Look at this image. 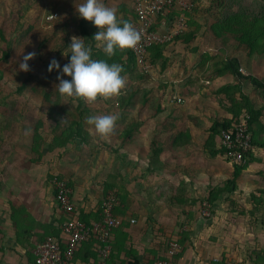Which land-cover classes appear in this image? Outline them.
Here are the masks:
<instances>
[{
  "label": "crops",
  "instance_id": "0c3cea01",
  "mask_svg": "<svg viewBox=\"0 0 264 264\" xmlns=\"http://www.w3.org/2000/svg\"><path fill=\"white\" fill-rule=\"evenodd\" d=\"M39 2L49 7L48 1ZM82 2L53 4L61 17L79 18L76 8ZM103 3L116 8L122 20L133 22L132 0ZM35 13L21 12L19 18L41 22L51 14ZM32 23L23 22L14 34L34 31ZM202 23L188 27L193 35L187 42L177 41L164 49V67L157 63L151 73L158 90L153 91L150 106L141 98L137 105L114 112L92 106L0 107V264H33L35 246L61 234L64 215L54 197V177L69 184L74 208L79 217L85 216L86 224L101 219L100 204L110 190L120 195L114 209L120 226L114 230L109 258L101 260L96 242L90 240L71 264H153L160 259L169 264H264V131L256 137L248 167L234 178L226 157L211 153L218 149L219 138L212 139L210 128L231 118L225 109L227 97L217 92L238 83L232 75L209 73V65L205 71L200 68L201 55L212 53L203 43L209 35L219 45L218 53L223 50L239 60L243 76L263 83L264 54L248 56L234 42L221 43ZM16 40H7L11 49L5 51L11 58ZM239 86L256 108L264 105L250 82ZM28 93L22 95L31 98ZM121 94L128 96L125 90ZM0 95L11 98L12 94ZM233 97L240 100V91ZM104 114L119 119L114 131L102 138L87 120ZM260 124L264 130V114ZM67 128L77 131L63 145ZM214 194L216 199L209 203ZM203 201L210 204L209 218L198 213ZM171 242L180 247L172 258L168 257Z\"/></svg>",
  "mask_w": 264,
  "mask_h": 264
},
{
  "label": "rangeland",
  "instance_id": "374dc122",
  "mask_svg": "<svg viewBox=\"0 0 264 264\" xmlns=\"http://www.w3.org/2000/svg\"><path fill=\"white\" fill-rule=\"evenodd\" d=\"M46 1L49 2V7L46 4L44 5L43 2H39V0H0V16L3 18L0 24V33L2 35V38H0V70L5 74V79L0 82V93L12 94L11 98L8 95L4 98L0 97V107H41L44 104L53 103L54 105L70 109L80 105V101L77 98H69L58 92L56 87L59 83L57 80L58 73L55 70L52 72L48 71V65L53 59L58 61L61 67L69 62L68 55L70 54L69 45L71 39L72 37H79V18L74 16L63 18L58 15L57 18L49 20L48 23H46V19L40 22L37 19L19 18L21 12L34 11V16L36 15L35 11L38 12L39 10L47 11V14L49 12L51 14L56 13L58 8L53 4L55 0ZM186 1L189 2L190 0ZM194 2L196 6L192 8L193 10L190 14H194V17L192 15L193 18L197 16L198 20L192 19V21L194 20L193 22L197 23L198 27L203 22L202 24H205L208 29L225 12H242L249 16H255L260 15L264 9V0H194ZM46 8L47 10H45ZM192 21L191 26L193 27ZM23 22L28 26H30L29 23L33 22L32 27L36 26L37 28L35 27L34 31L33 29L31 31L22 30L19 35L14 34L15 29L18 31L23 28ZM210 36L204 38V48L205 50H211L212 54H216L219 51L217 49L219 45L212 42L211 38L209 39ZM12 38H18V41L14 42V51L12 52L14 57L4 60L2 53L6 48L7 50L11 49V46L8 47L7 45V40H12ZM223 41L225 42V40ZM230 42L233 43L234 40L227 39L225 43ZM29 52H35L36 55L32 60L28 61L30 70L22 71L19 65L23 62V57ZM63 78L68 79L69 77L65 76ZM127 81L121 92L125 90L128 95L133 97L126 106L137 105L138 100L141 98L147 100V105L150 106L155 98L153 91L158 90L156 82L152 79V74L141 75L140 71L136 69L131 73ZM21 86L23 89L19 90L18 88ZM24 92H30L28 94H32V97H24L22 95ZM42 92L44 94L48 92L47 94L52 98L49 97L50 99L45 100ZM124 96L126 95L121 94L119 97L110 98L98 97L91 103L81 100L82 103L79 108L92 106L114 112L116 109L121 108L119 98ZM200 207L198 213L202 216ZM159 233L160 230L157 231V234ZM201 234L204 236V230Z\"/></svg>",
  "mask_w": 264,
  "mask_h": 264
},
{
  "label": "built area",
  "instance_id": "2783aa9c",
  "mask_svg": "<svg viewBox=\"0 0 264 264\" xmlns=\"http://www.w3.org/2000/svg\"><path fill=\"white\" fill-rule=\"evenodd\" d=\"M132 2L137 18L133 26L141 33V40L130 50L140 72L148 75L153 71L152 65L147 60L149 49L154 45L169 44L184 33L188 29L186 15L193 6L186 0H132ZM173 13H177V16L169 24L170 16ZM57 17V13H52L47 16L46 20L49 21ZM159 18H161L160 21ZM157 25L158 27H156ZM240 71L242 70L240 69ZM174 100L177 103L182 102L180 98H173ZM249 119L250 116L244 114L230 130L221 132L220 145L226 149L227 157L233 164H247L245 156L254 150L249 130ZM52 187L58 209L64 215L65 220L61 224L59 237H47L35 246L33 264H71L73 256L82 244L90 240L96 242L95 252L98 257L103 261L108 259L112 252L114 230L120 226V218L114 214V209L120 203L118 192L113 190L105 195L100 204L101 219L86 224L79 218L74 208L72 190L67 182L54 177ZM201 205L202 216L209 218L211 216L210 204L203 201ZM179 249L177 242H171L168 257H174ZM153 264L169 263L160 259Z\"/></svg>",
  "mask_w": 264,
  "mask_h": 264
},
{
  "label": "trees",
  "instance_id": "16d2710c",
  "mask_svg": "<svg viewBox=\"0 0 264 264\" xmlns=\"http://www.w3.org/2000/svg\"><path fill=\"white\" fill-rule=\"evenodd\" d=\"M189 2L192 4L193 8L196 6L194 0H190ZM192 10L186 15L188 27H191L192 18L190 13L192 12ZM176 16L177 13H173L172 16H170L169 24L171 23L172 19L175 18ZM136 19L137 18L134 12V20L132 24L136 22ZM160 20L161 18H159V21ZM193 21H192L193 27L194 26L198 27L197 23H194ZM158 25L156 27H158ZM204 27H206L205 24ZM78 29H79V37L84 38L85 45L90 46L92 48V59L105 60L109 64L116 63L122 65L123 72L121 73V75L127 79L134 70L137 69L138 71H140L139 67L137 66L136 59L134 58L130 49H122V50L118 49L115 52V55H113L112 57H108L103 52V50H101V47H98V42H96L94 39V34L98 31L97 28H95L90 22L85 21L82 18H79ZM187 31L188 30L184 31V33L177 36L169 44H172L177 41H186V38L190 39L193 34L188 33ZM209 31L216 39L222 42H224L223 40H225L226 42L227 39L234 40V43L236 44V49L241 48L245 50L248 56L264 54V9L260 15H255V16H249L242 12L240 13L225 12L224 15L220 16L215 23L209 26ZM0 38H2L1 33H0ZM169 44L154 45L149 49V56L147 60L148 63L152 65V67H155L154 65L160 62H162L161 65L162 67H164V64L166 63V59L163 56V51ZM10 55H11L10 53L4 51L2 53V58L4 60L9 59ZM207 65L210 66V68L208 69L209 73L216 74L217 76L232 75L238 83L236 86H228L222 88L217 92V94H222L225 97H227L226 99L229 102V106L225 109L231 115V118L223 119L222 121L219 122L218 121L214 122L210 128V131L212 133L211 134L212 139L215 136L219 138L218 149L214 151L211 150V153L223 155L226 157V160L230 162V159L227 157L226 149L220 145L222 131L230 130L236 123L240 121V119L242 118V116H244V114H248L250 116L249 130L252 137L253 147L256 146L258 143V140H256L257 135H259L261 132L264 131L262 125L260 124V117L264 114V105L260 108H256L255 105L249 100V98L241 92L239 84L241 85L242 83L247 81L250 82L253 88L258 91L257 92L258 99H260V101L264 103V83L249 76L248 77L243 76L240 71L239 60L231 56H226L223 50H221V52L217 54L208 53L201 55V59H200L201 70L205 71ZM141 75L143 74L141 73ZM3 77H4V73L0 70V82L3 80ZM68 79H70V77ZM18 89L22 90L23 88L21 86ZM236 91H240V100H237L233 97V95L236 94ZM42 93L45 100L50 99L49 94H47L48 92L45 94L44 92ZM116 97H119V95ZM132 97L133 96L128 95L126 97L124 96L122 98H119L121 107L126 106L128 101L131 100ZM81 100L83 99H78V101H80L79 102L80 105L82 103ZM48 105L50 107L57 106L54 105L53 103ZM76 131H77L76 128L74 129L67 128L64 131L62 137L63 145H66V143L71 140L72 138L71 135ZM129 135H130V131L125 132L124 138L127 139ZM261 146L263 147V144H261ZM252 154L253 151L249 152L245 156V158L247 159V164L237 165L230 162L233 165L234 178L237 177L243 170H245L248 167V164L251 162L252 159ZM228 183H229L228 185H232L233 181H230ZM67 185L69 186V184ZM111 191L113 190H110L109 192ZM118 197L120 198V195ZM216 197L217 194L209 196L207 201L209 203H212V201H214ZM79 218L83 222L87 223L85 216L82 215ZM64 220L65 218H63L62 223L64 222ZM59 235L57 237H59Z\"/></svg>",
  "mask_w": 264,
  "mask_h": 264
},
{
  "label": "clouds",
  "instance_id": "9594fccd",
  "mask_svg": "<svg viewBox=\"0 0 264 264\" xmlns=\"http://www.w3.org/2000/svg\"><path fill=\"white\" fill-rule=\"evenodd\" d=\"M76 11L79 18L91 22L98 29L94 39L108 57L115 55L118 49L134 48L141 40V33L133 24L122 20L117 14V9L106 6L103 0H83ZM69 48L67 64L61 67L59 62L53 59L48 65L49 72L55 70L58 73L59 83L56 87L61 95L91 103L98 97L110 98L120 94L126 83L121 75L122 65L92 59V48L85 45L84 38L72 37ZM35 55V52L25 55L19 65L20 70L29 71L28 61ZM65 76L70 79H64ZM118 119L116 114H104L89 117L87 123L103 138L114 131Z\"/></svg>",
  "mask_w": 264,
  "mask_h": 264
}]
</instances>
